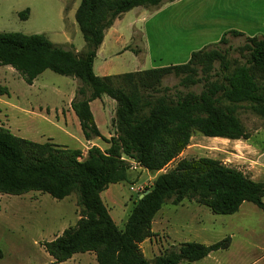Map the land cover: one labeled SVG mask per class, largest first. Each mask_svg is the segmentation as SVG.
Instances as JSON below:
<instances>
[{
    "label": "trees",
    "instance_id": "16d2710c",
    "mask_svg": "<svg viewBox=\"0 0 264 264\" xmlns=\"http://www.w3.org/2000/svg\"><path fill=\"white\" fill-rule=\"evenodd\" d=\"M174 0H80L75 22L85 43L82 56L51 43L44 35L0 33V66H9L27 85L45 71L80 82L70 108L84 140L102 139L109 145L101 151L91 147L80 161L81 151L28 141L0 125V195L22 196L40 193L61 201L71 193L77 197L79 220L51 242L42 244L45 252L61 264L76 254L92 253L97 264H181L195 263L230 245V238L206 246L183 243L176 249L147 261L139 245L153 237L151 223L166 200L174 204L194 201L214 215H233L243 203L264 212V183L253 182L243 173L209 158L181 159L171 172L160 173L150 189L131 210L123 231H119L104 206L100 194L110 185L127 181L131 160L148 172H160L189 145L195 134L206 138L247 141L234 111L221 107L247 104L264 121V37L246 38L242 47L245 63L229 70L225 53L227 35L219 42L194 52L187 63L118 76L94 74L96 59L105 32L129 11L158 8ZM29 10L19 14L27 20ZM219 71L214 72V64ZM213 73V74H212ZM199 74L201 78H198ZM168 77L190 88L205 82L199 94L187 92L176 100L166 96H142L140 91L156 92ZM213 77H220L221 80ZM89 95L85 96L83 87ZM165 91H167L165 89ZM0 88V96L6 94ZM106 96L116 103L112 125L115 134L105 140L95 124L90 103Z\"/></svg>",
    "mask_w": 264,
    "mask_h": 264
},
{
    "label": "rangeland",
    "instance_id": "374dc122",
    "mask_svg": "<svg viewBox=\"0 0 264 264\" xmlns=\"http://www.w3.org/2000/svg\"><path fill=\"white\" fill-rule=\"evenodd\" d=\"M79 3L80 0H0V33L44 35L51 43L82 56L85 43L74 17ZM254 3V0H174L156 9L135 8L119 17L116 30L120 36L117 40L111 35L105 61L102 57L94 61V74L98 76L99 66L107 70L106 76H118L182 65L192 53L215 46L229 30L243 34L241 37L227 35L226 44L218 46L232 71L245 63L242 47L246 38L262 35L264 18L260 17V10L264 8ZM26 9L28 19L21 20L19 14ZM214 68L218 72L219 64L215 63ZM215 79L221 80L220 77L210 80ZM179 81L168 77L156 92L141 90L140 94L154 98L166 96L175 101L187 92L199 94L205 84L184 88ZM259 83L264 91V79ZM80 86L76 79L51 71H45L32 85H27L12 68L0 66V88L7 92L0 96V124L28 141L80 150L82 161L91 145L84 140L75 115H67ZM83 89L88 96V88ZM111 103L116 108L114 101L103 96L91 104L97 128L104 134L110 129ZM221 107L234 111L250 136L247 143L264 147V121L247 104L222 103ZM240 146V141L195 134L188 147L159 173L148 172L126 159L131 165L127 181L110 185L100 194L101 200L118 230L123 231L131 210L152 187L158 174L173 171L181 159L217 160L248 177ZM79 215L74 193L61 201L35 192L22 196L0 195V264H55L42 244L74 227ZM262 218V210L251 203H243L233 215H214L194 201L174 204L172 199L166 200L151 223L153 237L141 243L139 249L147 261H152L183 243L209 246L230 238L227 249L213 252L195 263L181 264H254L264 249ZM61 264L97 263L94 254L86 253L76 254Z\"/></svg>",
    "mask_w": 264,
    "mask_h": 264
},
{
    "label": "crops",
    "instance_id": "0c3cea01",
    "mask_svg": "<svg viewBox=\"0 0 264 264\" xmlns=\"http://www.w3.org/2000/svg\"><path fill=\"white\" fill-rule=\"evenodd\" d=\"M243 1L245 2V0H243ZM254 1H255L254 4H255L256 7L264 8V0H254ZM260 11L262 12V15H260V17L263 19L264 18V10H260ZM118 21H119V18L114 22L113 26L105 32L103 42H102L100 48L98 49V52H97V55H96V60H97L98 57H102V60L105 61L104 57L107 56L106 55L107 54L106 47H107V44H108V42L110 40L109 38L111 37V35L116 36V38L118 36H120V32L116 30V25H117ZM262 30L263 31H260V33H262V35L260 37H264V26H263ZM117 40H118V38H117ZM126 41H128V40H126ZM75 53H76V51H75ZM124 53H128V51H125ZM106 72H107V70H105V68L103 66H99L98 67V73H97L98 76H100V77L104 76L105 77L107 75ZM100 99H98V100H100ZM95 101H97V100H95ZM95 101H93V102H95ZM93 102L90 103V109H91V104ZM103 105H104V103H103ZM111 105H112V107H111V111H110V114H109L110 115V117H109V119H110V129H108V131L104 134L98 128V130L100 132V135L105 140H109L115 134V128H113L111 126L112 121L114 119V115H115V108H114L112 103H111ZM72 114L74 115V113L72 112V110L70 108V112H68L67 115H69V117H72ZM94 121H95V119H94ZM95 123H96V121H95ZM96 125H97V123H96ZM97 127H98V125H97ZM248 141L249 140L240 141V144H241V146H240V150H241L240 151L241 152L240 156H241L242 160L244 161V163L246 165V170H247L246 172L248 174V177L253 182L264 183V147H259L257 145H253V144L250 145L249 143H247ZM100 142H102V144H99ZM86 143L91 145V147L99 148L101 151H105L109 147V145L106 144L104 141H102L100 138H94L91 141H88ZM261 220H262V223H263V227L261 229L264 232V218H262ZM261 234L263 235L264 233L261 232ZM254 264H264V249L261 250V255L259 256V258H257L254 261Z\"/></svg>",
    "mask_w": 264,
    "mask_h": 264
},
{
    "label": "water",
    "instance_id": "95a60500",
    "mask_svg": "<svg viewBox=\"0 0 264 264\" xmlns=\"http://www.w3.org/2000/svg\"><path fill=\"white\" fill-rule=\"evenodd\" d=\"M144 194H147V192H145ZM143 197V196H142ZM142 197H140V198H142Z\"/></svg>",
    "mask_w": 264,
    "mask_h": 264
}]
</instances>
